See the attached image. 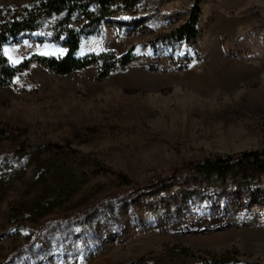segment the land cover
<instances>
[{
  "label": "rangeland",
  "instance_id": "rangeland-1",
  "mask_svg": "<svg viewBox=\"0 0 264 264\" xmlns=\"http://www.w3.org/2000/svg\"><path fill=\"white\" fill-rule=\"evenodd\" d=\"M33 1L0 0V15ZM193 5L143 0L136 17L83 38L79 57L135 48L136 61L106 78L96 66L57 75L35 62L0 87V264H201L178 246L264 264V174L183 168L264 149V0H204L196 41L153 48ZM33 39L5 56L19 65L66 53Z\"/></svg>",
  "mask_w": 264,
  "mask_h": 264
},
{
  "label": "trees",
  "instance_id": "trees-1",
  "mask_svg": "<svg viewBox=\"0 0 264 264\" xmlns=\"http://www.w3.org/2000/svg\"><path fill=\"white\" fill-rule=\"evenodd\" d=\"M203 1L194 0L188 19L170 34L153 42V48L158 42L174 48L180 42L190 44L196 41L200 33L198 23L201 15L200 5ZM142 5L143 0H35L22 10L15 12L6 10L0 15V87L12 86L15 79L35 62L57 75H70L96 66L100 69V79L117 70L125 69L137 59L134 47L121 56L102 53L79 57L78 52L83 38L95 35L105 22L117 16L123 20L127 17H136ZM34 35L37 36L36 41L39 43L48 42L65 48V55L63 57L33 56L19 65L12 64L5 56L4 48L11 44H20L24 38L33 41ZM180 60L183 62L182 69H187L192 62L189 58ZM0 135H9V133L0 130ZM87 160L96 166L97 173L113 176L123 186L131 187L133 190L142 188L127 175L95 159L87 158ZM183 168L205 179L214 176L225 178L240 171L258 176L264 174V149L192 162L185 164ZM174 251L195 258L201 264L237 263L229 253H225L221 258L207 260L201 259L187 247L178 246ZM128 264H146V261L142 259Z\"/></svg>",
  "mask_w": 264,
  "mask_h": 264
}]
</instances>
